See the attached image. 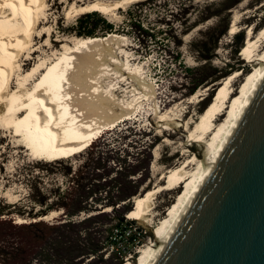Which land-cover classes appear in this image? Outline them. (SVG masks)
<instances>
[{
	"label": "rangeland",
	"instance_id": "1",
	"mask_svg": "<svg viewBox=\"0 0 264 264\" xmlns=\"http://www.w3.org/2000/svg\"><path fill=\"white\" fill-rule=\"evenodd\" d=\"M72 1L48 0L51 41L43 45L47 40L37 39L26 69L39 57H55L60 40L71 45L75 38L117 33L120 40L110 43L103 64L96 67L97 92L115 101L109 106L116 112L133 105L132 117L104 129L73 156L58 159L36 155L0 125V264H134L181 190L179 185L158 190L165 181L160 175L187 156H203L208 141L190 138L194 122L219 82L238 70L232 89L239 91L256 64L241 51L247 32L251 29L256 39L264 27V0H136L123 3L113 16L85 12L104 21L96 25L79 22L84 13L67 16L64 11ZM89 29L93 33L85 35ZM23 55L21 64L27 61ZM135 79L149 83L152 94L143 95L148 88ZM94 89L88 91L96 93ZM152 189L144 216L128 218L133 198ZM50 212L55 214L32 220ZM121 215L132 222H123L119 231L134 230L136 240L127 241L115 229ZM17 217L26 221L15 222ZM34 221L40 222L36 231L22 227ZM98 242L101 247L94 254H83Z\"/></svg>",
	"mask_w": 264,
	"mask_h": 264
},
{
	"label": "bare ground",
	"instance_id": "2",
	"mask_svg": "<svg viewBox=\"0 0 264 264\" xmlns=\"http://www.w3.org/2000/svg\"><path fill=\"white\" fill-rule=\"evenodd\" d=\"M133 1L136 0H116L110 3L99 0H73L64 12L70 17L88 11L112 15L123 3ZM50 9L48 0H0V125L12 132L14 138L28 144L29 150L36 155L58 159L73 156L85 149L104 129H112L117 121L129 119L133 105L122 106L116 112L109 106L115 101L97 92L96 67L103 64V55L109 53L110 43L120 40L117 33H109L107 37L75 38L71 45L60 40L62 46L55 57L52 55L50 60L39 57L26 69L38 49L37 39L45 38V41H48L43 45L51 41L52 29L47 25L51 15ZM230 28V32H234L232 24ZM251 35L250 29L242 45L241 54L251 58L256 64L241 80L239 91L234 92L232 89V81L236 80L238 70L219 82L211 100L194 122L195 125L189 131L190 138L195 142L202 141V138L208 141L204 153L202 152L203 156H185L180 164L160 175L165 181L158 185V190H173L178 185L181 190L155 227L154 239L140 248L134 264H148L155 255L161 240L170 230L197 184L206 163L216 152L244 104L247 94L252 90L264 65V27L259 29L256 39ZM24 53L27 54V61L21 64V56ZM96 55L100 60L95 58ZM115 67L118 69V65ZM14 75L17 82L15 87L11 86ZM135 80L138 85L148 88L147 91L142 90L143 95L147 97L152 94L149 83ZM93 86L96 93L88 91L90 87L94 88ZM217 120L219 122L216 123ZM153 191L154 189L146 190L133 198L134 207L127 213L128 218L140 220L144 216V210L148 206L146 202ZM54 214L55 212H50L32 220L47 219ZM24 221L26 220L20 217L15 220L18 223ZM129 261L123 264H130Z\"/></svg>",
	"mask_w": 264,
	"mask_h": 264
},
{
	"label": "water",
	"instance_id": "3",
	"mask_svg": "<svg viewBox=\"0 0 264 264\" xmlns=\"http://www.w3.org/2000/svg\"><path fill=\"white\" fill-rule=\"evenodd\" d=\"M148 264H264V65Z\"/></svg>",
	"mask_w": 264,
	"mask_h": 264
},
{
	"label": "trees",
	"instance_id": "4",
	"mask_svg": "<svg viewBox=\"0 0 264 264\" xmlns=\"http://www.w3.org/2000/svg\"><path fill=\"white\" fill-rule=\"evenodd\" d=\"M238 1H240V0H236L235 2H238ZM94 15H96V13H94V12H90V13H84V14H82L80 17H78V21L79 22H84L85 24H88L89 22H92V21H94L95 23V25L97 24V23H104V21L102 20V19H95L94 18ZM105 28L107 29V30H110L111 29V25L110 24H108V23H105ZM93 33V31H92V29H89V30H86L85 32H84V34L85 35H91ZM79 34H82V33H79ZM222 75H220V77H221ZM212 80H215V79H212ZM207 105V104H206ZM205 108V107H204ZM84 189H83V188ZM80 189H81V191H83L84 192V190H86V188L84 187V185L82 186V185H80ZM88 190V189H87ZM86 192V191H85ZM79 198V197H78ZM80 202V201H79ZM82 208V209H81ZM80 210H87L88 211V209L86 208V207H80ZM42 212V211H41ZM125 212V211H124ZM123 212V213H124ZM71 214V213H70ZM131 223L132 222V220H129V219H127V218H124V216H120V217H118V223L115 225L116 227H115V229L116 230H118L119 231V227H120V225L122 224V223ZM39 224H40V222H38V221H34V222H29V223H26V224H24L22 227H25V228H27V229H29V230H35L36 231V229H37V227L39 226ZM119 235L120 236H125V238L127 239V241L128 240H130V239H134V240H136V238H135V235H134V230H131V229H128V230H126L125 228H123L122 229V231H119ZM109 242H111V243H113V240H110ZM84 247H86V246H84ZM100 247H101V243H97V245H96V243H94V244H91V246H89V247H87V249L83 252V254L84 253H86V254H94L98 249H100ZM15 250L17 251V252H19V253H21L22 254V258H25V257H27L25 254H27L26 252H25V250L22 248V247H17V248H15ZM16 251L14 252V255L16 256V257H18L19 258V256L16 254ZM69 262H72V261H69ZM70 264V263H69ZM72 264V263H71ZM116 264H119V263H116Z\"/></svg>",
	"mask_w": 264,
	"mask_h": 264
}]
</instances>
